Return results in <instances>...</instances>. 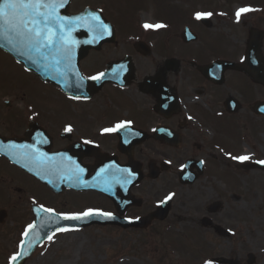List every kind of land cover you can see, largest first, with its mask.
<instances>
[{
  "label": "flooded vegetation",
  "instance_id": "1",
  "mask_svg": "<svg viewBox=\"0 0 264 264\" xmlns=\"http://www.w3.org/2000/svg\"><path fill=\"white\" fill-rule=\"evenodd\" d=\"M112 1L71 0L68 11L76 13L90 7L100 10L110 22ZM166 12L169 18L163 31L171 36L175 30L173 21H169L171 9ZM188 23V15H182L180 40L181 30ZM115 31L117 42L89 52L79 64L86 78L107 72L108 79L120 81L107 80L91 98L74 99L24 70L30 80L53 89L57 99L48 104L40 99L43 104L34 105L31 97L38 99V94L30 90V84L25 91L17 82L10 88L9 83L6 87L0 83V96L11 94L0 100V139L14 138L19 142L15 147L18 150L24 152L29 146L64 166L56 170L59 176L56 191L52 192L0 155V264H9L22 233L33 220V209H53L59 217L87 209L110 212L113 219L144 217L157 208L171 189L212 178L222 164L228 167L233 131L248 129L247 115H241L244 102L240 101L237 110L231 112L234 106L229 102L234 97L224 92L227 78L234 71L224 70L220 81H215L201 70L208 64L175 52L168 43H157L155 31L137 25L130 31L119 24ZM62 98L70 105H60ZM16 99L17 108L13 105ZM121 121H131L129 128L103 132ZM68 127L70 132L65 130ZM11 145L15 143L12 141ZM76 165L84 169L82 181L87 183L95 176L98 183L110 186L112 198L88 183L82 185L75 177L74 185L66 186V169ZM184 170L189 178L197 177L192 184L179 182ZM35 186L44 196L34 193ZM228 196L238 200L233 190ZM224 205L222 202L219 212L212 215H220ZM172 214L173 204L168 218L154 220L151 226L168 224Z\"/></svg>",
  "mask_w": 264,
  "mask_h": 264
},
{
  "label": "rangeland",
  "instance_id": "2",
  "mask_svg": "<svg viewBox=\"0 0 264 264\" xmlns=\"http://www.w3.org/2000/svg\"><path fill=\"white\" fill-rule=\"evenodd\" d=\"M145 1V5L134 14L132 23L127 13L138 4V0L130 3L128 0H113L110 20L131 31L133 24L141 25L138 11L142 8L151 10L149 15L165 13L166 0H160L159 3ZM167 4L173 10L169 21H174L177 13L179 15L183 11L188 15L191 30L197 39L189 44L181 42L179 26L183 24L179 23V19L170 38L166 30L159 28L154 30V39L157 43L172 45L175 52H181L187 58L202 59L205 64L218 60L242 62L247 30L262 25L264 31V0H167ZM243 7L253 11L242 14L237 21L235 13ZM117 12L120 13L119 19ZM198 12L212 13L206 16L210 28L203 27L195 18ZM145 20L150 24L165 25L164 18L146 16ZM260 51L264 59V34ZM16 82L24 90L30 84V90L38 94V99L31 97L34 105H42L40 99L45 101L44 104L57 99L53 89L30 80L18 64L0 51V83L3 87L9 83L10 88ZM226 86L227 91L224 92L244 102L245 109L241 115H247L246 120L254 125L250 124V129L244 131L241 129L243 135L240 138L231 136L229 167L222 164L216 176L200 179L191 186L175 187L165 193L176 195L168 224L150 226L146 230L95 226L68 231L37 249L26 264H217L214 262L217 258H222L225 264H248V253L255 256L254 264H264V172L237 169L235 164L241 162L231 158L249 155L251 159L248 161H264V117L255 116L249 111L251 103L264 99V87L255 85L247 75L239 72L229 75ZM8 97L11 94L0 96V100ZM13 105L17 108V99ZM60 105H70V102L62 98ZM230 172L235 176L234 185L222 177ZM32 190L44 196L39 187L35 186ZM232 190L238 195L237 201L228 196ZM217 200L225 202L222 213L209 215L206 207ZM204 217L210 219L209 227L202 226ZM217 226L226 231L228 236H220L215 228Z\"/></svg>",
  "mask_w": 264,
  "mask_h": 264
},
{
  "label": "snow or ice",
  "instance_id": "3",
  "mask_svg": "<svg viewBox=\"0 0 264 264\" xmlns=\"http://www.w3.org/2000/svg\"><path fill=\"white\" fill-rule=\"evenodd\" d=\"M67 0H0V38L6 41V44L13 51L20 55H27L28 59L33 64L39 60H43L44 67L56 70L60 73L61 66L64 69L61 75L73 71L72 57L77 41L72 38L71 33L78 27L87 26L89 31L94 33L93 40L102 38L105 34H111L109 26L103 22L100 15L90 12L87 16L67 17L60 14V9L65 7ZM253 9L243 7L236 11L235 15L239 21L242 14H246ZM212 13H196L197 20L202 17L211 16ZM145 29H159L166 25L157 23H145ZM35 55H32V54ZM105 76V73H100L98 76L90 77L93 80H99ZM79 99L78 96L73 97ZM131 121H121L110 128H104L105 133H115L122 129H128ZM71 131V127L65 129ZM15 148L16 146H11ZM23 158L35 163L38 167L45 168L48 171L57 170L64 166L57 165L52 158H49L44 153H39L38 150L25 146V151L22 153ZM233 160L240 162L251 159L249 155L232 156ZM264 164V161H257ZM67 179L72 180L73 177L82 185L87 186V183L82 181L81 177L84 172L83 168L76 165L75 168L67 167ZM105 171V170H102ZM121 172L125 170H119ZM64 178L63 176L61 177ZM118 182V181H117ZM110 190V186L105 189ZM167 199H171L169 196ZM43 208V206H41ZM45 212L52 213L53 209H43ZM64 220H82L93 216H103L107 219H113V214L110 212H100L96 209H87L78 213H62L59 214ZM36 228L35 223L29 224L22 236L27 238L30 232ZM69 228H60L59 231H71ZM52 239L51 236L48 237ZM25 244L31 245V242L26 239L20 241V252H17L11 257V261L15 262L21 255H27L23 251ZM211 264V262H206Z\"/></svg>",
  "mask_w": 264,
  "mask_h": 264
},
{
  "label": "water",
  "instance_id": "4",
  "mask_svg": "<svg viewBox=\"0 0 264 264\" xmlns=\"http://www.w3.org/2000/svg\"><path fill=\"white\" fill-rule=\"evenodd\" d=\"M60 14L62 16H67V17H77V16H87L88 10H84L83 12L77 14V15H70L68 16L67 14V7L60 9ZM207 24V22H204ZM111 34H105L102 38H99L97 40H93L94 33L89 31L88 27H78L75 31L71 33L72 38L77 41V44L74 48L73 51V57H72V66H73V73H76L78 69V63L81 59H83L89 50L94 49L98 50L100 48V45L104 42H112L114 41V33L111 27H109ZM259 38L260 35L256 31L250 32V39L248 41L247 45V50H246V60L242 66L238 65H233L225 62H218L212 64L211 67V75L215 78H220V70L222 71L224 68L227 66H230L231 68L238 69V70H243L245 71L254 81L259 82L264 84V64L261 58V55L259 53L260 50V43H259ZM0 49L7 52L8 54H11L18 62H21L26 68L29 70H32L35 74H37L42 80L45 82H50L56 85H59L65 92L68 93H74L75 95L77 94L78 96H87L88 90H86V87H76L72 86V83L70 80H67L65 77L61 76L60 73H58L56 70L52 69L51 67L45 68L44 67V61L43 60H38L37 63H35L36 67H32L31 65H27V61H25V56L20 55L18 52L13 51L10 46L6 44V41H4L2 38H0ZM33 63V62H32ZM29 63V64H32ZM64 72L63 67L61 66V73ZM204 74L208 75V67L204 68ZM71 73V72H70ZM209 76V75H208ZM82 79L79 78L78 82L79 85L81 84ZM90 81V80H85ZM83 82V83H84ZM102 78L99 80H95L91 85L93 88L91 89L90 94H95L100 86L103 84ZM78 86V85H77ZM91 86V87H92ZM234 102L232 101V104ZM235 104V103H234ZM253 110L258 113V114H264V104L262 103H256ZM9 155L12 156V153L9 152ZM13 156L11 160L21 168H23L25 171L33 174L36 178L41 180L42 182H46L50 187L54 188V181H55V174L52 172H48L47 170H37L35 168H31L30 165L35 164L32 161L26 160L22 158L17 153L13 152ZM29 164V166H28ZM245 168H251L252 166L249 165H243ZM263 168V167H262ZM185 178L181 176V180H184ZM185 182V181H182ZM192 182V180H190ZM95 183V182H94ZM93 183V184H94ZM217 209V204H213L211 206L210 211L214 212ZM167 210L168 207L163 211V214L159 213H154L151 214L145 218H142L141 220H136L132 221L129 223H113V222H107L105 220H97V221H90L87 223L83 222H67L62 224L61 221H59L56 217L50 215L48 212L45 213H36V219H35V225L36 228L34 231L30 232L27 238L24 237L27 241L31 242V245L25 244L23 251L27 253V255H21L18 257V259L15 262H10V264H25L27 259L31 256L33 251L35 250L36 247L41 246V244L44 241L48 240L49 236H52L53 234L59 232L60 228H68V227H73V228H80V227H86L90 226L92 224H117L118 226L122 227L123 229L129 228V227H134V228H141L145 229L147 228L151 221L155 218L159 219H164L167 216ZM95 222V223H93ZM204 225L206 226L207 223L204 222ZM221 234H223L221 231H219ZM21 249L19 250V252ZM248 264H253L254 263V256L252 254L247 255ZM220 263H224L225 261L223 259H218L217 260Z\"/></svg>",
  "mask_w": 264,
  "mask_h": 264
},
{
  "label": "bare ground",
  "instance_id": "5",
  "mask_svg": "<svg viewBox=\"0 0 264 264\" xmlns=\"http://www.w3.org/2000/svg\"><path fill=\"white\" fill-rule=\"evenodd\" d=\"M145 23H147V22H145V20L143 19V20H142V24L144 25Z\"/></svg>",
  "mask_w": 264,
  "mask_h": 264
}]
</instances>
